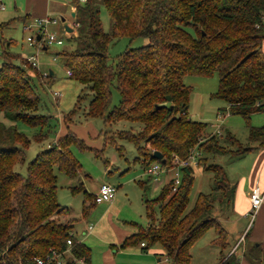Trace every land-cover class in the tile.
I'll return each instance as SVG.
<instances>
[{"label": "trees", "instance_id": "trees-1", "mask_svg": "<svg viewBox=\"0 0 264 264\" xmlns=\"http://www.w3.org/2000/svg\"><path fill=\"white\" fill-rule=\"evenodd\" d=\"M72 5L78 34L67 40L71 50L58 55L72 72L70 78L86 91L65 124L72 123L89 100L85 117L104 118L105 125L126 121L139 126L137 133L121 136L145 156V167L158 163L171 170L175 158L186 160L199 150V166L214 179L213 191L201 193L189 208L195 171L191 166L183 168L177 188L171 181L157 198L145 200L148 226L135 224L138 231L120 248L144 243L149 250L159 244L166 264H191L194 246L216 229L219 236L213 243L225 250L228 232L214 213L218 205H227V210H221L229 217L236 190L223 166L204 164L209 157L240 159L264 150V124L250 123L252 115L264 112V0H72ZM102 8L110 15L111 33L103 29ZM122 37L147 39L149 44L127 49L113 66L109 47ZM10 46L4 42L0 67V114L12 123L0 121V264H37L53 254L63 264H92L91 248L74 234L76 218H68L72 210L58 201L56 173L69 178L81 175L82 166L71 148H85L84 143L69 131L37 154L26 175L15 171L30 145L17 124L43 128L48 118L39 113L41 100L32 75L39 76L38 70L27 58L12 53ZM21 57L24 62L18 63ZM216 74L219 88L214 97L228 104L231 115L246 121L250 145L241 144L230 132L205 139L209 124L189 118L192 90L184 79ZM114 87L121 101L112 108ZM43 134L37 140H44ZM154 152L163 155L165 164L153 157ZM71 191L84 192L82 216L88 217L97 205L95 195L82 184ZM245 258L252 264L260 262L258 256ZM222 264H241V260L232 253Z\"/></svg>", "mask_w": 264, "mask_h": 264}, {"label": "rangeland", "instance_id": "rangeland-1", "mask_svg": "<svg viewBox=\"0 0 264 264\" xmlns=\"http://www.w3.org/2000/svg\"><path fill=\"white\" fill-rule=\"evenodd\" d=\"M52 1L50 6L55 14L51 12V15L61 21L62 19L66 20L64 23L61 22L62 29L65 30L64 28L68 23L75 22L71 15L72 0ZM3 4L5 6V11L0 10V67L3 63L1 54L4 50V41L8 43L12 41L10 51L22 55L24 58H28L37 53V48L30 47L28 43V38L35 36L37 33V28L34 27L35 19L31 20V22L26 25L32 28V30L30 29L28 31L24 29L25 26H21V22L14 19V17L18 15L19 17L22 15L25 16L27 13L26 11L31 9L28 0H18L16 6L19 10L18 15L15 14V6L12 0H4ZM30 13L31 16H34L32 10ZM100 17L104 31L106 33H111L112 21L105 8L101 9ZM4 25L9 27L7 28ZM73 27L78 29L75 23ZM77 34L78 33L71 36L75 37ZM148 44L149 41L142 38L130 39L122 37L114 39L109 47L110 64L115 66L119 57L127 49L140 48ZM6 48L7 47H5V49ZM70 48L71 45L67 44L66 39L64 46L53 45L50 46L47 51H41L39 53L37 68L39 76L35 75V73L32 74L33 83L41 100L39 113L48 118V124L43 128H31L23 123L17 124L19 131L30 140V145L25 150V161L17 164L15 171L22 175H26L30 162L39 152L55 144L60 138L71 131L86 146L85 148H80L74 145L71 148L73 155L82 166V173L77 178H69L59 171H56V173L58 176V201L62 206L72 210L68 218H76V221H73L75 236L78 239L79 237L80 239L84 238L87 226L94 224V222L89 219L92 212L86 218L81 217L85 200L84 192L73 194L71 191V188H77L81 186V184L89 194L93 195L96 189L104 183H110L117 187L116 197L119 198V202L106 217L108 229L105 234L109 233V230L110 233H114L116 230L120 231L118 228L129 230L135 227V224L146 228L148 226V218L146 215L145 200L157 198L161 194L162 188L174 180L175 173L173 171L168 173L164 171L155 176L146 174L145 170L151 166H144V161L146 160L145 156L138 151L133 142L121 136L122 132L132 131L137 133L139 126L126 121L105 125L104 118L85 117L89 100L83 102L80 106V110L73 117V122H67L68 124H65V117L75 109L78 103V97L86 91L84 86L75 82L68 76V70L62 58L58 55L61 51L71 50ZM17 61H19L18 63H23L24 59L21 57ZM184 84L192 90L188 113L189 118L193 121L209 124L207 130L208 134L204 136L205 139H209L211 133L215 134L221 123L223 133L226 134L230 132L241 144L250 145L248 140L249 129L246 121L241 116L231 115L229 111H227L229 109L228 104L224 100L214 97L219 88V76L217 74L211 78L187 76L184 79ZM55 93L61 94V97L55 98ZM120 101V94L116 87H114L112 89V108L119 106ZM219 114L223 117L222 122L219 121ZM0 121L8 126L12 125L3 114H0ZM250 123L254 127L262 126L264 124V112L252 115ZM42 133L46 135L45 139L42 141L37 140ZM253 158H255V155L251 153L240 159L229 156H217L216 159L213 160V158L209 157L208 162L204 165L207 166L210 163L216 162L223 166L231 186L235 187L242 177L249 176ZM193 168L195 171V183L190 195L189 208L195 205L201 193H211L214 188V179L211 173L205 172L199 165ZM96 207L98 208V205H96ZM229 207L230 206L227 205H218L214 213L215 217L219 219L220 217H224L221 208L227 210ZM251 219L250 217V221ZM220 222L222 228L229 232L226 228V223L224 221ZM218 236L216 229H211L202 237L193 248L192 264L220 263L219 258V261L216 262V257L213 258L210 254L209 256L207 255L208 258L205 260L206 254L204 253V250H208V253L212 250L210 247H205L208 246L207 243H209L210 240H215ZM89 238L90 237L87 239ZM238 238V233L231 232V235H227L229 246L224 250L225 256L228 255ZM91 243L92 244H89L88 242L87 245L92 249V264H109V262H105L110 259L109 256H105L106 250L112 252V257H110L114 259L113 254L116 253V250H111L110 245L104 247L96 243L94 239H92ZM254 244L255 243L249 239L247 246L249 250L247 252L244 251L245 253L242 254L243 249L241 247L235 256L238 258L244 257V254L248 258L252 255L258 256L260 258L259 264H264V248H255ZM155 246L161 247L159 244ZM212 247L215 248V245ZM217 250L220 251L221 249L217 246ZM152 258L156 260L154 256H152ZM116 262L117 264H140L136 261L135 257L127 256H117ZM111 264H113L112 260Z\"/></svg>", "mask_w": 264, "mask_h": 264}, {"label": "crops", "instance_id": "crops-1", "mask_svg": "<svg viewBox=\"0 0 264 264\" xmlns=\"http://www.w3.org/2000/svg\"><path fill=\"white\" fill-rule=\"evenodd\" d=\"M0 1L3 2L4 0H0ZM17 2L18 0H12L13 5L15 6V14L18 15L19 10L16 8ZM28 2L30 4L29 6L31 7V9H28V11H26L27 12L26 15L25 16L22 15L20 17L18 15L14 17V19L18 20V22H21L22 27L26 26L29 22H31V20H34V19L36 21L37 19L45 18L48 16L53 17L51 15V12L55 14L54 10L52 11L51 6H50L53 2L52 0H28ZM31 10L33 11L34 16H31V13H30ZM71 15H72V18L75 19L76 7L73 6L72 4H71ZM26 17L27 19H24ZM74 23H68V25H66L68 28L73 29L72 33L67 32L65 28H64L65 30H63L62 25L52 26L50 28V31L52 33L57 34L58 36H64L67 34L66 37L68 40L70 37L72 38L71 35H74L77 33L76 29L73 27ZM4 26L7 27L6 25ZM10 43L12 45V41ZM263 50H264V42H263ZM251 154L255 155V158H253L251 168L249 171V176L242 177L241 180L238 181L237 185H235L234 187L236 190L235 198H234V206H233L232 211L230 212L229 217H220V219L217 217L220 221H224L226 223V228L229 231L228 234L231 235V232L238 233L239 238L236 239V243L232 246L227 256L224 255V250L219 251L217 250L216 246L215 248H213L212 246L214 245L213 243L214 239L210 240V242L207 243L208 246H206L207 244L205 245L206 247L204 246L205 248L210 247L212 249L211 251H209V253H208V250H204V253L206 254L205 260H207L210 254V256H212L213 258L216 257L215 258L216 262L220 260L219 264H222L226 260V258H228L232 253L236 254L237 251L241 247L243 249V252H242L243 254L249 250V248H247L249 239H251V241L255 243L254 244L255 246L256 245L257 247L262 246V248H264V206L259 211L252 226H251V221H250V216H249L251 212L250 211L251 210L250 194H251L252 189L256 186H260L262 189H264V150L258 149L252 152ZM149 169L150 167L147 170H145L146 174L148 175H150ZM99 187L96 189V192L94 195L98 193ZM118 200L119 198L116 197L115 200L111 203L97 204L98 208L96 206H95L96 209L95 207L93 208L94 211L92 210V215L90 216L89 219L94 222V224H91L94 226V229L92 232L88 233L87 228H86V233L84 234V238L80 239L79 237L80 241L87 245L88 242L89 244H92L91 243L92 239H94L96 243H99L100 245L104 247L110 245L111 250H116V253L113 254L114 259H111L112 252H110V250L109 251L106 250L105 256L106 257L109 256L110 259L109 261H105V262H109V264H111V260L113 264H117L116 262L117 256L135 257L136 261H138L140 264H166V261H167L166 253L164 249L161 247L154 246L148 251L145 250L144 247H142L141 245L130 247L129 249L127 248V250L120 248L122 243L128 237H130L131 235L135 234L138 231L137 226L132 227L131 228L132 230L131 229L122 230L118 228L120 231L116 230L117 232L114 231V233H110V230H109V233L105 234V232L108 229L107 224H106V217L115 208V206L119 202ZM81 217L84 218L82 216V213H81ZM88 237L90 238L87 239ZM152 256L156 258L157 262L156 260L152 258ZM240 258H241L240 259L241 264H252L247 258H245V256L240 257ZM192 263H193V255H192Z\"/></svg>", "mask_w": 264, "mask_h": 264}, {"label": "built area", "instance_id": "built-area-1", "mask_svg": "<svg viewBox=\"0 0 264 264\" xmlns=\"http://www.w3.org/2000/svg\"><path fill=\"white\" fill-rule=\"evenodd\" d=\"M81 3H85L86 0H80ZM0 10L4 11L5 6L2 1H0ZM61 20L57 19L55 17H45L41 19H37L34 23V27L37 28V33L33 37L28 38V43L31 47L37 48V53L35 55H32L28 58V61L31 63L32 67L37 69L38 68V58L39 53L41 51H47L50 46L57 45V46H64L65 40L67 39V34L64 36H58L55 33H52L50 31V28L52 26H58L62 25ZM26 31L32 30V28L25 26L24 28ZM68 76H72V72L68 71ZM55 98L61 97V94L55 93ZM219 121H223V117L221 114H219ZM222 124L220 123L218 126V129L215 134L217 136L222 135ZM202 153L199 150H195L192 155L186 159V160H180L179 158L174 159V167L171 170L165 169L162 167V165L155 163L152 165L149 169L150 175H158L160 172H171L173 171L175 174L173 182L174 188H177L180 184L181 180V170L183 168L187 167H194L199 165L198 161L201 159ZM117 193V187L110 184V183H104L99 187L98 193L95 195V202L96 204H103V203H111L115 200ZM250 204H251V212L249 216L251 219V226L254 223L259 211L264 206V189H262L260 186H256L252 189L250 194ZM250 226V227H251ZM94 229L93 225H88L87 232L90 233ZM68 245H72V241H68ZM142 247H145V244H141ZM63 264V261L59 260L58 257L53 254L52 256H48L46 260H38L37 264Z\"/></svg>", "mask_w": 264, "mask_h": 264}, {"label": "water", "instance_id": "water-1", "mask_svg": "<svg viewBox=\"0 0 264 264\" xmlns=\"http://www.w3.org/2000/svg\"><path fill=\"white\" fill-rule=\"evenodd\" d=\"M62 22H65V20L63 19ZM66 31L69 32V33H72L73 32V29H70L68 28L67 26L65 27ZM153 157L158 160V161H161L162 164H165V160L163 158V155L159 152H154L153 154Z\"/></svg>", "mask_w": 264, "mask_h": 264}]
</instances>
